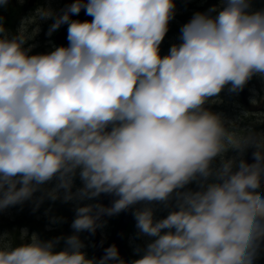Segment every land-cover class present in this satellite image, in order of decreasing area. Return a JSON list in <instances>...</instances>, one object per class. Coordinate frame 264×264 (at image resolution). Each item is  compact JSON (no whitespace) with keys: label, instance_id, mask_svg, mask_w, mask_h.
<instances>
[{"label":"clouds","instance_id":"1","mask_svg":"<svg viewBox=\"0 0 264 264\" xmlns=\"http://www.w3.org/2000/svg\"><path fill=\"white\" fill-rule=\"evenodd\" d=\"M253 2L219 0L195 13L165 56L174 0H73L60 14L39 7L15 34L0 16V211L56 181L37 208L61 190L65 203L118 197L111 207H77L76 233L144 205L133 216L150 242L132 264H255L264 243V132L206 107L225 89L239 94L264 79V9ZM8 4L0 0V9ZM81 11L91 21L72 19ZM47 20L49 37L67 25L68 45L31 54ZM77 176L83 187L74 193ZM156 205L169 209L166 218H155ZM61 239L29 238L26 229L19 246L0 237V264H125L115 245L97 262L78 235L56 252Z\"/></svg>","mask_w":264,"mask_h":264},{"label":"rangeland","instance_id":"2","mask_svg":"<svg viewBox=\"0 0 264 264\" xmlns=\"http://www.w3.org/2000/svg\"><path fill=\"white\" fill-rule=\"evenodd\" d=\"M30 0H24V3H19L17 0V11L12 8L6 6L0 9V16L3 17V21L6 29L9 34H15L17 29L20 27L21 21L26 18L33 16L35 14V10L39 7L51 8L55 13L60 14L62 9H65L66 0H36L33 6H29ZM264 6H254L253 10H262ZM52 20L41 21L39 22V27L41 29L39 35L35 37L34 40L29 41V44H35V48L33 49L31 54H47L50 52L53 47H57L55 43V34L51 37L47 35V31L49 25L52 23ZM31 31V29H29ZM257 79V77H256ZM252 83L254 84V88L260 93V101H258V106L264 108V81L256 82L255 77L252 78ZM264 80V79H263ZM218 99H216L215 103H211L212 107L217 106ZM237 101V98L233 99L232 94H226L224 97H220V103L217 106V110H223L221 115L226 121L236 122L238 127L241 129H254L256 132H264V110L260 113H252L251 116L244 117V112L242 111L243 105L237 101L235 103L231 102ZM229 105L230 114H233L235 110V115L233 118L229 119L227 117V113L224 112V109ZM232 108V110H231ZM232 111V113H231ZM251 150V149H249ZM245 154V159L247 154ZM229 157L236 155L234 152H230ZM56 185V181L49 182L42 186V191L35 193L34 197L31 200L25 201L23 204L14 205V210H12V206L7 209L0 211V219L3 218V221L0 220V237H8V241L11 242L14 246H19L22 241L20 240L21 230L26 229L29 234V238L32 234H37L42 241H52L57 238H64L59 241L56 245L55 251H63L66 249L67 245L65 240L67 237L72 235H78L81 241L84 244V248L82 251L86 254L88 259H92L90 253L93 248V242L91 238H87L85 236V231L76 233L74 229L71 227L74 219L76 218L75 209L81 206H87L89 204H97L99 203V198L93 200H73L71 202L65 203L63 201V190L60 192V199L56 201H52L51 199L45 198L43 202L39 204V207H36L37 202L40 200L41 196L45 195V190H51ZM191 186V185H190ZM82 181L77 176L74 180V186L72 191L75 193L78 189L82 188ZM261 195H264V184H262L261 189L259 190ZM30 206L34 214L32 217H28L26 214L25 206ZM60 206H67L70 209L71 217L69 224L67 226H63L58 217H57V209ZM143 204L136 205L133 208L135 211L137 208H143ZM157 211L155 213V218L157 220L166 218L169 209H165L162 205L155 206ZM121 217V213L112 216V218L102 222L100 225L102 227H98L97 230L101 237L109 243L112 241L116 226ZM138 229L136 228V221L134 219L133 225H131L123 235V244L127 250L129 257L132 260L142 258L143 252L137 251V249H143L147 243L150 242V238L148 237H138ZM30 243V239L27 241ZM260 253H258L257 259L255 260V264H264V244H261ZM94 260V259H93Z\"/></svg>","mask_w":264,"mask_h":264},{"label":"water","instance_id":"3","mask_svg":"<svg viewBox=\"0 0 264 264\" xmlns=\"http://www.w3.org/2000/svg\"><path fill=\"white\" fill-rule=\"evenodd\" d=\"M35 1L36 0H30L29 6H33ZM71 3H73V0H66L65 8H67ZM8 6L16 9L17 8V0H9ZM72 19L84 22V21H91L92 17L85 15V13L83 11H81V13L79 15L73 16ZM66 37H67V25H63L61 27V29L55 35V43H56L57 47L68 45V41H67ZM244 96H246V95L243 94V97ZM254 151H255V149H252L248 152L246 160L249 164L255 162L253 159V152ZM263 182L264 181H262V183ZM117 198L118 197H115L112 194H102L99 197V204H102L104 207H111L113 204V201ZM25 210H26V214L28 217L33 216L34 211L30 206H28V205L25 206ZM57 217L63 226H67L69 224L70 217H71L70 209L66 206L59 207L57 209ZM111 217L112 216L103 215L97 221V223L100 224L101 222H104L105 220H107L108 218H111ZM133 221H134L133 208H129L128 210L122 212L121 218H120V220L117 224L116 230H115L114 237L109 244H107L103 241L102 237L99 235L97 230L95 233L85 231V235L90 236L93 243H94L92 258L98 262L100 259H102L104 257L105 249H107L108 247H111L112 245H115L119 251L120 258L125 261V264H132V261L130 260V257H129V255H128L125 247H124V244H123V234H124L125 230L127 229V227L131 223H133ZM111 264H118V262L112 261Z\"/></svg>","mask_w":264,"mask_h":264},{"label":"flooded vegetation","instance_id":"4","mask_svg":"<svg viewBox=\"0 0 264 264\" xmlns=\"http://www.w3.org/2000/svg\"><path fill=\"white\" fill-rule=\"evenodd\" d=\"M174 2L176 5L175 16H174V19L169 24V31H168V33H167V35H166V37H165V39L161 45V48H160L161 56L168 55L170 47L173 44L180 43V40H179V37L181 34L180 30H181L183 25L187 24L192 19L193 15L195 13H197V12L206 13L209 8H212L214 6H218V4H219V0H174ZM254 6H264V0H254L252 7H254ZM15 11H17V9ZM54 39H55V37H54ZM255 80L257 83L264 81L260 77H257V79L255 77ZM252 81L253 80H250L249 83L246 85V87L239 94L229 93L227 91V89H225V91H223L220 94L219 98H217L219 100L217 103V106L220 103V97H224V95H226V94H232L233 99H235V97H236L237 101H239L243 105L242 111L244 113L245 112L249 113L248 116H251L252 113H260L262 110H264V108L259 107L258 104L253 105L251 103L252 99H256L257 101H260V96H259L260 93L254 88V84L252 83ZM243 94L246 96L243 97ZM237 101H235V102H237ZM235 102L233 101L231 103H235ZM211 103L212 102H210L208 105H206V107H208L211 111L218 113V114H221V112H223V110H221V109L217 110V106L212 107L210 105ZM231 110H232V108H231ZM224 112L227 113V117L229 119L233 118L235 115V110L233 111L232 115L230 114L229 105L224 109ZM231 113H232V111H231ZM262 184H264V182ZM189 187H191L193 189L196 188V186L194 184L189 186ZM131 225H133V223H131L127 227V229ZM126 230H125V232H126ZM86 237L89 238L88 236H86ZM103 241L106 243V241L104 239H103ZM93 249H94V244H93L92 251L90 253L91 258H92ZM130 260L133 261L131 257H130ZM263 260H264V258H263ZM111 263H112V261L109 262V264H111Z\"/></svg>","mask_w":264,"mask_h":264},{"label":"bare ground","instance_id":"5","mask_svg":"<svg viewBox=\"0 0 264 264\" xmlns=\"http://www.w3.org/2000/svg\"><path fill=\"white\" fill-rule=\"evenodd\" d=\"M12 210H14V206H12ZM0 220H2L3 221V218H1ZM260 253V252H259ZM263 259V258H262Z\"/></svg>","mask_w":264,"mask_h":264}]
</instances>
